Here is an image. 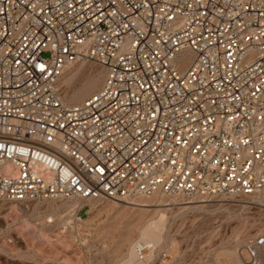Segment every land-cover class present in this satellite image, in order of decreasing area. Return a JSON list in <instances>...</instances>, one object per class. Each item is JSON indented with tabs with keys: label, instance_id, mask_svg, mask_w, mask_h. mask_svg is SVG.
I'll return each mask as SVG.
<instances>
[{
	"label": "built area",
	"instance_id": "built-area-1",
	"mask_svg": "<svg viewBox=\"0 0 264 264\" xmlns=\"http://www.w3.org/2000/svg\"><path fill=\"white\" fill-rule=\"evenodd\" d=\"M81 60L104 77L68 102ZM262 191L264 0H0V203L64 200L80 220L102 198Z\"/></svg>",
	"mask_w": 264,
	"mask_h": 264
},
{
	"label": "rangeland",
	"instance_id": "rangeland-1",
	"mask_svg": "<svg viewBox=\"0 0 264 264\" xmlns=\"http://www.w3.org/2000/svg\"><path fill=\"white\" fill-rule=\"evenodd\" d=\"M103 77L94 61L67 66L63 98L82 100ZM181 197L102 198L80 220L64 200L0 203V264H246L245 243L264 233V191L224 201ZM149 225L158 240L132 257L135 240L152 241L143 235Z\"/></svg>",
	"mask_w": 264,
	"mask_h": 264
},
{
	"label": "bare ground",
	"instance_id": "bare-ground-1",
	"mask_svg": "<svg viewBox=\"0 0 264 264\" xmlns=\"http://www.w3.org/2000/svg\"><path fill=\"white\" fill-rule=\"evenodd\" d=\"M181 199H184V200H187V199H185V198H183V197H181ZM193 200V199H192ZM198 201H202V200H198ZM189 202H191V201H189ZM155 224V223H154ZM153 224V225H154ZM159 224V223H158ZM157 225V224H156ZM157 229H156V227L155 226H152V225H149V226H147L145 229H144V231H143V235L145 236H147V238L149 239V238H151V242H155L156 240H158V236H157ZM260 251H261V253L262 254H264V248H263V246H260ZM134 255H137L136 253H135V251H134V249H133V252H132V257H134ZM138 258V257H137Z\"/></svg>",
	"mask_w": 264,
	"mask_h": 264
}]
</instances>
